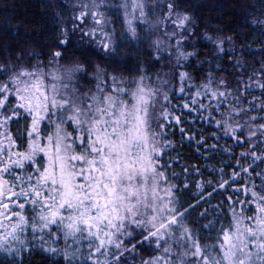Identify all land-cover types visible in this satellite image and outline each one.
<instances>
[{"label":"snow or ice","instance_id":"snow-or-ice-1","mask_svg":"<svg viewBox=\"0 0 264 264\" xmlns=\"http://www.w3.org/2000/svg\"><path fill=\"white\" fill-rule=\"evenodd\" d=\"M88 7L80 5L71 29H59L55 47L61 50L49 54L50 70L39 60L12 64L10 56L0 64V264H31L37 250L63 264H264V83L260 97L249 100L239 88L211 87L210 76L203 94L198 89L193 95L191 75L177 71L172 80L178 78L186 102L173 103L176 90L167 79L157 78L154 86L144 83V74L124 81L99 68L89 79L88 61L61 68L63 51L74 43L84 45L82 55L115 54V29L100 10L108 6L92 0ZM157 8L169 58L174 51L177 68L191 67L200 56L191 40L196 24L191 14L178 11L177 0H125L109 11L115 16L123 9L128 38L139 40L137 27ZM86 18L94 27H82ZM168 21L180 31L168 33ZM77 32L79 41H73ZM205 40L218 50L214 60L234 52L232 37ZM225 43L232 49L226 52ZM153 46L157 53L165 48L160 40ZM259 51L264 56V47ZM92 80L95 88L82 91L81 81ZM258 80L264 81V66ZM248 87L245 82V93ZM197 120L216 131L206 136L205 129L190 128ZM186 143L206 161L224 154L235 164L205 165L211 179L204 178L200 166L186 162ZM235 146L245 151L237 155ZM194 176L201 179L193 182ZM229 189L236 199L228 194L212 205L217 193ZM225 204L230 222L217 230ZM244 204L255 207L246 212ZM204 232H216L215 239ZM144 250L154 255L143 259Z\"/></svg>","mask_w":264,"mask_h":264},{"label":"trees","instance_id":"trees-1","mask_svg":"<svg viewBox=\"0 0 264 264\" xmlns=\"http://www.w3.org/2000/svg\"><path fill=\"white\" fill-rule=\"evenodd\" d=\"M124 2L125 0H103V3L108 7L100 9L105 13V19L109 22L108 27L115 29L114 41L117 45L115 54L104 58L103 53L96 55L94 52L89 51L82 55L81 49L84 45L74 43L66 51H63L64 59L59 62L61 68L83 64L88 61L91 65V70L88 72L89 79L96 75L97 68L105 70L109 75L122 77L124 81L139 79L140 75L144 74L146 76L144 83H151L154 86L159 82L157 78L159 80L167 79L172 81L168 88L176 90L173 103L186 102L184 97L179 94L180 84L178 78L175 81L172 80L173 73L177 71H187L191 75L192 79L189 80L188 84L192 87L193 95L198 89L203 94L202 86L207 83L208 78L211 76L212 80L215 81L211 87L218 88L221 91H224L225 88L227 90L239 88L249 100L253 96L260 97L262 90L259 84L264 83V81L258 80L259 71L264 66V56L259 51L264 47V36H261V33L264 32V23H261L264 22V0H177L179 4L178 11L181 13L186 11L191 14L196 24L195 35L191 37V40L200 52V56L198 61L192 63V66L188 68H177L174 51L171 58L168 56L166 48L169 41L165 35V25L158 23L162 19L160 9H155L154 13L149 15L147 24H139L137 16L134 23L139 24L137 33L140 39L130 40L128 38L126 25L123 23L125 18L123 9L115 16L109 11V8L118 7ZM148 2L155 4L156 0H148ZM130 3L131 0H129ZM82 4H87L89 6L88 10H92V0H0V64L8 62L10 56L12 64L28 66L36 64L39 60L45 66V71L50 70L49 54L61 50L55 47L60 38L59 29L61 27L71 29L72 19L81 10L80 5ZM129 11H131L130 8ZM127 18L133 19L131 15ZM112 21H115V23H112ZM253 21L257 23L253 24ZM82 27L90 29L94 25L90 18H86ZM218 29L222 31H217ZM173 31L178 33L180 29L173 25L171 21H168L167 32L171 33ZM206 35L212 36L213 40L217 37L223 40L232 37L235 43L233 54H222L219 60H214L213 53L218 50L213 43L205 40ZM79 38L80 33L77 32L72 40L79 41ZM156 40H160L165 46L159 53L153 46V42ZM171 43L174 46L175 40ZM93 47L95 46L93 45ZM232 47L228 43L224 45L226 52ZM249 47L255 48L257 51L250 53L248 51ZM193 50V48L187 49V51ZM157 55L162 58L157 60ZM18 56L22 59L17 60L16 57ZM199 61H208V63L201 66ZM220 81H224L225 86H221ZM245 82L249 85L246 93L244 92ZM81 83L83 84L82 91H87L94 89L96 82L92 80L91 83L87 81H81ZM204 103L207 105L209 101L205 99ZM186 118L190 119L191 117ZM189 127L205 129L206 136H211L216 131L214 126H209L206 122L202 123L198 120ZM178 136L179 133H177ZM209 143H212V141H209ZM221 143H224V141H221ZM228 143L229 145L234 144L231 140H228ZM235 151L238 155L240 152L245 151V148L235 146ZM183 155L188 164L200 166L204 178L207 179H211V174L205 170V165L210 168L212 165L221 166V162L235 164V161H229L224 154L216 155L213 160L206 161L187 143ZM226 171L231 172V169H226ZM200 179L201 177L194 176L193 182ZM236 186L243 187V185ZM194 193L195 189L186 193V197L190 198ZM228 194H233L232 189H229L228 193L224 195L217 193L212 199V205L225 201ZM233 198H237L235 194H233ZM244 198L243 193H241L239 199L243 200ZM254 207V204L243 205L246 212ZM240 210L241 205L237 204L236 211L239 212ZM230 217L231 211L225 204V207L219 212L218 222L215 225L216 229L218 230L221 225L227 227ZM202 235L205 238L211 235L214 240L216 232H204ZM207 243L211 244L212 240H207ZM58 246L62 248L63 242L61 241ZM153 255L154 253L148 250L141 252L143 259H148ZM30 259L31 264H54V262L55 264H63L62 259L58 257L50 259L48 255L39 250ZM2 260H4V257L0 254V261ZM133 264H140V260L137 259Z\"/></svg>","mask_w":264,"mask_h":264}]
</instances>
